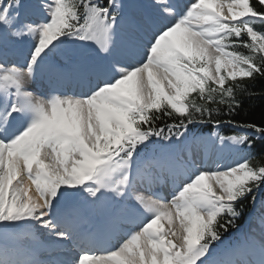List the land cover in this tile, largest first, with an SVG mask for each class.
Returning <instances> with one entry per match:
<instances>
[{
	"label": "snow or ice",
	"instance_id": "obj_1",
	"mask_svg": "<svg viewBox=\"0 0 264 264\" xmlns=\"http://www.w3.org/2000/svg\"><path fill=\"white\" fill-rule=\"evenodd\" d=\"M254 21L264 25V0H0V264H264V214L258 231L225 240L244 201L255 207L264 165L198 167L193 151L211 138L189 128H218L219 105L240 107L237 79L264 76ZM24 40V63L9 60ZM38 69L47 92L26 87ZM173 114L179 123L157 124ZM227 123L264 137L254 123ZM215 136L221 150L252 146L247 134ZM166 178L171 199L153 191ZM25 224L30 242L17 234ZM122 226V242L101 254L100 234ZM69 241L71 258H36Z\"/></svg>",
	"mask_w": 264,
	"mask_h": 264
},
{
	"label": "trees",
	"instance_id": "obj_2",
	"mask_svg": "<svg viewBox=\"0 0 264 264\" xmlns=\"http://www.w3.org/2000/svg\"><path fill=\"white\" fill-rule=\"evenodd\" d=\"M100 4H105L106 0H98ZM255 2V0H253ZM254 26L264 31V25L260 24L257 21H254ZM246 33L241 37V40L248 41ZM250 42V41H249ZM230 51L232 49H229ZM243 54H251L249 50L245 47H239L237 49ZM233 83L228 81L226 86ZM240 85L236 89V98L240 102V107L236 109L234 113H229L227 108L224 105H219L222 109L219 115L214 113V119H219L224 121L218 128H214L212 123H196L189 125L191 132L197 136H205L209 134L219 133L222 136H231V135H242L247 134L252 141V146L249 148L247 145L242 146V150L245 152L246 157L250 158V163L253 166L264 165V137H260L251 129H246L243 127H235L233 124L227 123V121H235L238 125L246 124H256L260 127H264V76L255 75L254 78H238L236 81ZM215 99H219L218 94H214ZM190 99H195L197 104L208 106L207 100H202L199 98L198 94L194 93ZM211 107H217L216 104H211ZM182 117H178L176 114H173L171 117L162 116L161 120L157 124L163 123H179V120ZM195 120L199 121L200 117L197 115L194 117ZM256 195V204L253 207L251 199L244 201L241 208L242 215L240 219L236 221L239 229L246 223L248 218L255 212V208L259 202H264V186H261L258 191L255 192ZM237 229H231L229 233L225 234V240H231L232 237L236 236Z\"/></svg>",
	"mask_w": 264,
	"mask_h": 264
},
{
	"label": "rangeland",
	"instance_id": "obj_3",
	"mask_svg": "<svg viewBox=\"0 0 264 264\" xmlns=\"http://www.w3.org/2000/svg\"><path fill=\"white\" fill-rule=\"evenodd\" d=\"M25 3H35V0H25ZM30 45H31L30 40H24V41L17 43L16 45H14L13 47H11L9 49L8 59L17 62L18 64H23L25 61V58L27 57L28 52L30 50ZM95 48H96L95 44H90L89 51H93ZM71 85L72 84H68L66 86L69 88H74V87H71ZM209 138H211V137H206L204 139L207 140ZM211 141H214V139L211 138ZM209 144H211V143L209 142ZM218 147L219 146H217V148ZM196 149H200L201 152L205 150V148L202 146L198 147ZM226 149H227V152L224 153L223 163H220V161H218L219 163L215 164V162H214L210 165V167H206V168L211 169V170H215V166L219 165L222 169H224V168H227L229 166L235 165L238 161H241V152L239 150H237L236 148L231 147V146L226 147ZM215 150L216 149L214 146V149L211 152L212 160L216 159L215 158V155H216ZM194 155H195V152H193V156ZM182 156L188 157V155H185V154L184 155L182 154ZM166 181H171V180H170V178H166V180H164L163 182H166ZM169 184L171 185V188H168V189L167 188L165 189V186L158 187V186H156V184H154L153 185V191L158 192L159 194L167 197L168 199H171V193L174 190V184H173V182L169 183ZM83 206H86V205H83ZM262 206H264L263 203L258 204L256 213L254 214V216L251 217L247 221L245 226L239 230V232L236 234V236H239L241 231L245 232V233L250 232L252 229H256L258 231L259 223H260L259 217L262 214H264V208H262ZM176 223L178 226V222H176ZM120 229H122V231H123L124 229H128V227L122 226ZM35 232H36V230L27 224H25L21 229L17 230V234L25 242H30L31 236ZM113 232H110L111 234L105 236L107 239L104 237V239H105L104 240V247L105 248L99 250L101 254H103L104 250L118 247L119 244L122 242V238L125 235V233L118 231L117 233H114V236H113V234H112ZM36 234L39 235V233H36ZM40 239L43 240L45 243H47V237L41 236ZM69 249L71 251H69ZM38 252H40L41 254L36 258L40 259V260H43V258H46V260H49L52 258L69 259L75 253V247L69 241V242H67V248L62 249V250L56 252L55 254L51 253L50 251L46 250L45 248H40Z\"/></svg>",
	"mask_w": 264,
	"mask_h": 264
},
{
	"label": "bare ground",
	"instance_id": "obj_4",
	"mask_svg": "<svg viewBox=\"0 0 264 264\" xmlns=\"http://www.w3.org/2000/svg\"><path fill=\"white\" fill-rule=\"evenodd\" d=\"M225 11H226V9H225ZM23 55V54H22ZM26 87L28 88V89H30V90H33V91H35V90H39L40 92H47L48 90H49V85H48V78H47V75H46V73L45 72H42L41 70H37V73H36V79H35V81H32V80H28L27 82H26ZM71 87H72V85H71ZM75 90L78 92V91H80L81 89L79 88V89H77L76 87H75ZM211 143V142H210ZM212 149H213V145H212V143L211 144H209V146L207 147V148H205V150L204 151H202L201 152V150L200 149H194V151L193 152H195V155L194 156H192V158H194L195 159V161H196V164H197V166L198 167H210V165L212 164V163H214L215 162V164H217L218 163V161L216 162L215 160L217 159V160H219L220 161V163H223V161H224V158H223V154H224V152L226 151V147H224L222 150L220 149V147H216L215 149H217L216 151H217V157H215L216 159L215 160H212V158H211V151H212ZM183 155L185 154V155H188V153L185 151V152H183L182 153ZM181 154V155H182ZM216 167H217V165L215 166V169H216ZM20 179L21 180H23L24 181V183L26 184V185H28L29 186V195H31V196H33L34 198L37 196V193H36V190H35V185H32L31 184V182L30 181H28V179H27V175H26V173H23L22 175H21V177H20ZM166 180V179H165ZM170 180L171 181H166V183H164V182H158V183H156V186H158V187H163V186H165V189L167 188H171V185L169 184V183H172L173 181H172V179L170 178ZM168 184V185H167ZM127 230L128 229H124L123 231H122V229H118V230H116V231H114L112 234H113V236H114V233H117L118 231L119 232H123V233H125L126 234V232H127ZM107 235H109V232H107V231H105V232H102L101 234H100V239H104V237L105 236H107ZM119 235V234H118ZM106 238V237H105ZM107 239V238H106ZM105 240V239H104Z\"/></svg>",
	"mask_w": 264,
	"mask_h": 264
}]
</instances>
